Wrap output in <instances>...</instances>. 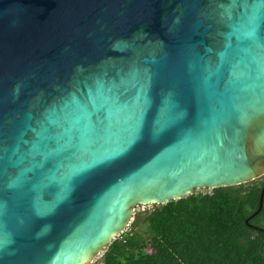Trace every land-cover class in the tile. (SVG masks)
<instances>
[{
	"label": "water",
	"instance_id": "water-1",
	"mask_svg": "<svg viewBox=\"0 0 264 264\" xmlns=\"http://www.w3.org/2000/svg\"><path fill=\"white\" fill-rule=\"evenodd\" d=\"M263 177L264 0H0V264Z\"/></svg>",
	"mask_w": 264,
	"mask_h": 264
},
{
	"label": "trees",
	"instance_id": "trees-1",
	"mask_svg": "<svg viewBox=\"0 0 264 264\" xmlns=\"http://www.w3.org/2000/svg\"><path fill=\"white\" fill-rule=\"evenodd\" d=\"M264 177L136 213L100 264H264Z\"/></svg>",
	"mask_w": 264,
	"mask_h": 264
},
{
	"label": "rangeland",
	"instance_id": "rangeland-1",
	"mask_svg": "<svg viewBox=\"0 0 264 264\" xmlns=\"http://www.w3.org/2000/svg\"><path fill=\"white\" fill-rule=\"evenodd\" d=\"M195 192H202V193H209V192H211V190L210 189H204V190H197V191H195ZM152 208V206H140L139 208H137V210H136V213H142V212H144V211H146V210H149V209H151ZM130 227L131 226H129L128 227V229H130ZM127 229V230H128ZM101 261H102V255H100L96 260H95V263L94 264H100L101 263Z\"/></svg>",
	"mask_w": 264,
	"mask_h": 264
}]
</instances>
